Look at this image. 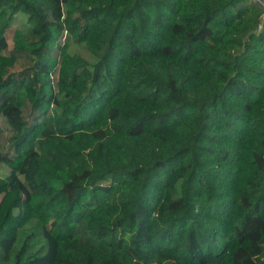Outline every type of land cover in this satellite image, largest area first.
<instances>
[{
    "label": "trees",
    "instance_id": "obj_1",
    "mask_svg": "<svg viewBox=\"0 0 264 264\" xmlns=\"http://www.w3.org/2000/svg\"><path fill=\"white\" fill-rule=\"evenodd\" d=\"M0 162V264H264V0H0Z\"/></svg>",
    "mask_w": 264,
    "mask_h": 264
},
{
    "label": "rangeland",
    "instance_id": "obj_2",
    "mask_svg": "<svg viewBox=\"0 0 264 264\" xmlns=\"http://www.w3.org/2000/svg\"><path fill=\"white\" fill-rule=\"evenodd\" d=\"M25 19V16L21 13H16L15 18L12 21V26L6 31V38L8 41L9 46L11 45V37L14 32V27L20 24ZM68 51L70 52H76L83 56L88 61H92L93 57L90 55V53L84 48L82 44L76 43L73 40H70L68 42L67 46ZM1 145H4L1 143ZM9 172V167L4 163L0 162V178L4 177Z\"/></svg>",
    "mask_w": 264,
    "mask_h": 264
},
{
    "label": "water",
    "instance_id": "obj_3",
    "mask_svg": "<svg viewBox=\"0 0 264 264\" xmlns=\"http://www.w3.org/2000/svg\"><path fill=\"white\" fill-rule=\"evenodd\" d=\"M252 32V30L245 36V38L244 39H246L248 36H249V34Z\"/></svg>",
    "mask_w": 264,
    "mask_h": 264
}]
</instances>
